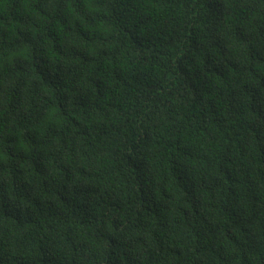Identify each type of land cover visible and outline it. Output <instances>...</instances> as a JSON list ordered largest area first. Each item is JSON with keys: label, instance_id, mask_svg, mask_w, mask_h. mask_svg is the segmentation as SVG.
Segmentation results:
<instances>
[{"label": "trees", "instance_id": "1", "mask_svg": "<svg viewBox=\"0 0 264 264\" xmlns=\"http://www.w3.org/2000/svg\"><path fill=\"white\" fill-rule=\"evenodd\" d=\"M0 264H264V0H0Z\"/></svg>", "mask_w": 264, "mask_h": 264}]
</instances>
